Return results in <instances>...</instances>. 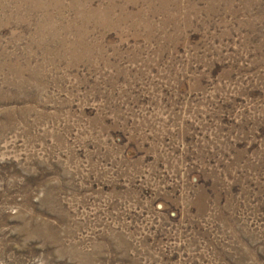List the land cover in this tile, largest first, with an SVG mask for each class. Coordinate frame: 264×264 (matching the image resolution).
I'll return each mask as SVG.
<instances>
[{"label": "rangeland", "instance_id": "374dc122", "mask_svg": "<svg viewBox=\"0 0 264 264\" xmlns=\"http://www.w3.org/2000/svg\"><path fill=\"white\" fill-rule=\"evenodd\" d=\"M0 264H264V0H0Z\"/></svg>", "mask_w": 264, "mask_h": 264}]
</instances>
